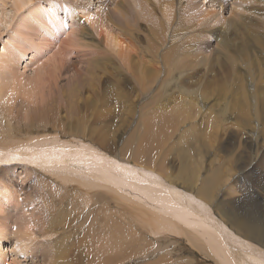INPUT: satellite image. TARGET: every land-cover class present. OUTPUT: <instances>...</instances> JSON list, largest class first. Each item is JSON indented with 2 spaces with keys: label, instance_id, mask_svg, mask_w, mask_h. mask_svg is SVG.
I'll return each mask as SVG.
<instances>
[{
  "label": "bare ground",
  "instance_id": "obj_1",
  "mask_svg": "<svg viewBox=\"0 0 264 264\" xmlns=\"http://www.w3.org/2000/svg\"><path fill=\"white\" fill-rule=\"evenodd\" d=\"M3 1L4 0H0V3ZM7 1L10 3L11 11L13 15L9 16L10 17L9 21L7 18V21L9 22V24L6 28H10L11 24L13 23L14 18L17 16V13L23 9L24 5L28 4L31 1L35 3V0H7ZM7 1H4L2 4L7 3ZM44 2L45 1L40 0V3H44ZM105 2H108L106 6H102L104 5V3H96L97 8H99L97 11H92L91 10L92 8L81 7L80 9L82 10L83 15H80L78 12H76V10L72 8V5L70 3H63L62 1L58 2L57 4L62 3L61 8L63 9V12L65 11L64 14L62 15L63 20H69L67 21L65 30L62 29L63 33L65 34L68 33V35H71V36H69L68 40H64L63 47L65 48L63 47L62 48L60 47L61 49H59V47L58 49L55 48L57 50L46 58L47 61L44 63V65L42 64L43 66L41 68L39 67L38 70H35L34 72L35 75L32 78L31 77H29V79L27 78L25 81H21L22 78L16 77V73L12 71L13 69L12 63L15 64V61H17L18 59V58H15L18 56L17 52L18 51L21 52L22 48H24L28 44L32 45L33 47L32 49L34 51L35 50L40 51L41 48L39 50L38 44L32 41V37L30 35L24 36L22 38L20 37V39L19 37H17L18 39L16 40L15 38L16 35L14 34L15 32H18V30L15 29L13 30V33H9L8 37H6L4 41H2L1 48H0V70L2 69L9 70V73H10L9 83H12L11 85L8 86V90H9V95L7 94L8 98L10 99V97L13 96L14 93L17 91L16 85H18L19 83H29L27 84V86L21 84L24 88H22L21 90H18V92L23 94L25 98H29L31 100L35 91H37L39 88L44 87L45 83L49 82L50 77L55 75L53 80L56 81L58 78L57 76L58 75L60 76V74L62 73L60 71L61 68L63 69V67L64 68L68 67L66 66L68 65V61L65 64V66L62 67V64L64 63V61L61 60V58H65L64 56L69 55V54H74V53L78 54V52L74 50V46L88 49V53L86 54L88 56H90V54H95V53H100L103 55L104 51L102 50H106L103 47L110 49L112 52L109 50H106V51L112 54L114 57L116 55V60L118 63L117 69L119 71L120 69H122L123 73L126 71L132 74L131 83H127L126 85H130V84H131L130 86H134L135 84L138 85V89H140L138 93H140V95H141V91L150 89L151 84L153 83H158V84L161 83L160 85H162V83H167L169 86L172 85L171 82L180 83L181 71H183L184 69L187 70L188 68H189V71L194 70L193 65L195 67V65L197 64L199 65L202 64V65H205L206 67V70L204 73L205 82L209 80V74H210L209 70L212 69V66L219 65V67H225L226 65V68L228 69V72L226 74L228 75L229 73H231L232 77H235L233 78L234 79L233 81L236 80V83H237V80H238V83H239V78H238L239 75L232 73L235 71L233 66L236 65V61L231 60V58L234 57L233 56L235 54L234 52L236 53L241 52L242 46H244L243 43L246 40L249 41V43L244 48L243 54L246 53L247 50H251V49L255 50L253 52L259 55L258 56L259 60L256 61L255 58H252V62H251L252 67H257V71L261 67L264 68V0H230V1L212 0L208 3L209 5L205 6V9L203 10H199L200 8L197 9V5H198L197 0H187L186 6H184L185 4L181 5V2L185 3V0L181 2L179 0H156L157 4H155L152 0H105ZM201 3H204V2L201 1ZM44 5H46V3ZM51 8L52 6H48V7L46 6L44 8L33 7L31 11L29 12L30 15L28 14L27 16V14H25L23 16L22 14L19 18H17L19 20L15 21L16 28H20L21 25H23L22 26L23 28H20L21 30L29 29L32 31L34 26L38 27V25L42 26V24L44 25L45 28H47L48 26L50 27V25L47 23L49 16L53 18L55 28H58V27L60 28L63 25V20H60L59 17L57 16L58 11L51 9ZM44 9L46 11H44ZM218 9L221 10V12ZM226 10H229L230 12L229 14L230 16L228 17L222 14V12ZM1 13H2V10L0 9V23H2L3 20L6 21V18H3L1 16ZM43 15L45 16L44 19L42 18ZM82 17H83V20L85 19L89 24L87 25L84 24L83 26H82V22L77 24L78 21L82 20ZM218 23H220V25H218ZM30 24L31 25L34 24V26L33 27L29 26ZM142 30H143V33H140ZM207 30H211V31H209L208 33ZM212 32L217 34V37H219V38H215L216 36H214V40L212 39L214 42L215 41L217 42L216 46L214 44V47H215L214 50L215 52H218V53L214 52L215 54L213 53L211 56L208 55L206 57L204 56L203 50L200 47L199 43L202 41L204 42L203 38H206L205 34L208 33L209 34L207 35L208 37V36H211ZM1 33L4 34L3 30H0V38L2 35ZM93 35H95V37H93ZM57 36H59L57 33H53V35L51 36L52 40L54 39V37H57ZM25 39H27L26 42H25ZM141 39H143L145 43H143ZM12 42L16 44L11 47ZM172 42L174 43L172 45H169ZM206 42L204 43L207 44L208 42L207 43ZM47 43L50 44V42H46L45 44ZM66 46L68 50H66ZM69 49H71V51H69ZM86 49H84V51ZM15 50H17V52H13ZM13 53L14 54L16 53V56ZM260 53L262 55H260ZM9 54L12 56H10ZM226 55H227V60L230 59L229 63L224 58V56ZM251 55L253 56L254 54L251 53ZM22 56L20 57L22 58ZM193 57L198 58L197 63L195 64H192V62L194 61ZM105 59H108V58H103V60ZM97 61L98 60L96 59L95 56H92L89 59V61H86L87 69L85 70L86 75L84 76L86 77V79L89 78L88 82L98 83L99 81L100 77L99 75L96 76V74L102 70V66L99 64H96ZM72 62H74L73 59H72ZM109 63H110L111 68L112 67L114 68V64L111 62V60L109 61ZM70 65L71 64H69V67ZM103 65L106 66L107 64L103 63ZM69 67L67 68L68 69L67 72H69ZM230 67H231V70H230ZM213 72L214 71L212 70V73ZM220 72L224 73L221 70ZM3 73L5 74L4 71ZM164 73H166L168 77H164ZM43 74H46V75H43ZM118 74L120 75V73ZM218 77L220 78V76ZM258 77H259L258 85L260 83H264L262 82V79L264 78L260 76ZM241 81L242 80H240V82ZM214 82L212 84H214ZM251 82L253 81L251 80ZM66 83H70V84L67 88L63 90V93H62L63 99L61 100V102H58V103H55V105H52V106H55V108L53 109L48 110L45 108L46 106L40 108V107H31L30 104H21L20 106H17L19 108H16V110H14L12 106H8V107H5L6 108L5 113H0V122L3 119L6 122V127L4 129H0V138H2L3 140L6 137H8V135L12 136L9 138L20 139L17 137L18 136L17 134H14V131H13L14 126L12 125V122H14V118H15L16 123L19 125L18 132L20 133L25 132L21 130V124L23 122H25L24 127L26 130V133L24 134V137L26 138V140L22 141L23 143H20V141L5 143L3 142V140H0V164L1 163L8 164V163H14V162L15 163L16 162H28V163L38 164L40 167H42L43 165H48L49 167H51L56 162L63 163L64 167H66L67 170L64 171L61 175L58 174V176H60L62 182H64L65 184L69 183V185H67V187H65L64 189H69L71 190V193L74 194L73 197L71 196L69 197V199L72 200V205L74 209H76L75 206H77V208L79 207L80 209L82 208L83 210L85 205L87 204L86 202H88V200L91 198L93 202L90 206V210H94L93 213L94 212L99 213L101 212V210L103 211L105 210V208H109L111 202H108V201L110 199L111 200L113 199L116 202L120 198L124 202L127 201L126 197L119 194L112 187H109L111 188L110 190L112 191V193L111 192L105 193L104 191H99L98 188L100 186H103L102 184L103 182L101 180H104V181L106 180V177L104 176V174L115 176L119 180L120 178L126 180L127 187H124V188L132 189L133 191L135 189L131 187L132 184L129 183L130 181H139L142 184L146 182L147 186H149L148 183L151 185H155L159 187L160 192L162 191L166 196V200L163 202V204L166 205L167 203V205L170 204L176 207V215L172 214L174 215L173 217L175 219H177L180 222L182 220L181 223L185 224L184 221L186 218H188V215H189L190 217H194L195 220L198 221V223L196 222L197 224L196 223L195 224L196 225L199 224L200 226L198 225L199 228L196 232V235L194 236V239L198 238V241L199 239L201 241V237L206 238L208 244L210 245L209 246L210 249L208 250L213 252L211 254H214L216 258L219 259L217 264L222 263L221 257L225 255L226 257L229 258L228 264H264V213H263L264 204L261 205L259 203H256L257 205L255 206V205H252L250 201L247 199L248 200V206H247L245 205L247 202L242 203L240 199L234 196V194L231 192L233 191V188H231V191L229 189L230 192H226L225 197L220 202H218L220 208L217 209V207H215V209H213V202L207 201L205 198V195H206L205 190H207V188H205L202 185L209 184L208 185L209 190L212 191V193H215L221 188V186H225V181L222 179V176H226V175L221 174L219 169L215 172H212L207 180L202 181L200 184H198L196 188H194L196 191V193H194V191L192 190L193 188H191L192 185H190V183L182 184L184 180H182V182H179L176 179L172 178L170 171L166 169V164H165L166 159L164 158H166L168 151L164 155L161 154L162 156L156 153L157 149H161L162 146L166 148L169 142L168 140H170L171 137L174 135L173 133L177 131V126L178 125L181 126V124H183L182 122L187 121L189 124L188 128L190 127V131L191 130L196 131L197 134H198L199 129H203V127L200 128L202 124L201 123L197 124V121L195 119L196 114H195L194 106L195 104L197 105L198 103H200L201 97L205 96L203 100V104L206 103L205 102L206 100H209L210 97L207 91V88L209 86L207 85L208 83L205 85V88L203 89L204 91H202V89L193 90L194 92V94H192L193 96L190 95L189 93H186V95L191 96L190 103H187L186 101H184L183 99L185 97H183L182 95L175 96L176 102L178 104L173 102L170 98H168V100L164 102L165 98L157 97V98H154V100L152 99L151 102H148L146 104L147 106H144L142 109L138 110V111H141V110L143 111L141 115H138V113L136 114L135 113L136 109H134L135 107H132L131 104L128 103V106H126L122 110V112L124 113L123 120L126 121L128 120V118L130 120L133 117L134 118L132 120H134L137 117V120H135L137 123L136 128H139V130L132 138H125V139H123L122 134H120L121 132L119 133L120 135H118L116 134V130L113 129V131H110L109 129L110 126H108L107 123H104L103 118H102L104 117V119L105 118L109 119L108 117L110 115H112V117L116 116L115 112L113 113V111H111L112 110L111 108L112 106L114 110L115 108H117V102L120 99V95L117 92V86H118V83H121V82H118L117 84L115 83L113 85H112V82H111V85L108 84L107 92L112 96V99H110V101L107 102V99L110 96L107 98L105 97L106 100L95 97V101H98L99 103H103L104 107L107 105V103L110 104L111 106L109 108V111H104V110L98 111L97 110L98 104H96L95 101L93 103V101H91L93 100V98H91L89 95L83 96V97L82 96L79 97L75 95L74 93L75 91H79L82 93V89L77 88L75 85H71V83H80V81L78 80L74 82L67 81ZM167 84L165 86H167ZM243 85H245V83L244 84L239 83L236 86L234 85L235 89L233 91L238 90L239 93H238V97L234 96L233 99L227 98L228 97L227 93L230 90L227 89V87L225 86V83L220 82L217 85L215 84V86L213 85L214 87L212 88L213 90L217 91L216 93L218 97L221 96V99L224 98V102H221L222 104L220 103L218 104L219 107L221 108L220 111L224 112L223 116H221V118H218V122L225 123V124L228 123L230 126L233 127L234 123L229 121L230 118L229 117L224 118V117H227L226 116L227 111L225 108L228 107L229 109H231V111L233 110L234 112H237L234 115L235 118L237 119L236 121L238 122L237 126L240 129L243 128V130H246V132L244 133H248L249 131H258L260 133H263V142H264L263 128H258V127L255 128V125L257 124L258 121L262 123L264 127V92L262 93V91L264 90L262 89V87H260L259 89L260 90L262 89V91L256 90L257 91L256 95L253 94L254 93L253 92L252 94H250V97H251L250 99L248 95L249 93L247 94V91L246 93L244 92L243 88L245 86ZM256 85L257 84H255V87ZM111 87H113V90L114 89L116 90L109 92ZM4 88L0 87V94L5 93ZM170 89H172V87H170ZM164 91H165V88H164ZM89 92H92V87H91V90L88 91V93ZM123 95L124 94H122V96ZM243 96L245 97L244 99H246V100L243 99L244 101L242 100ZM115 97H117L118 99L114 100ZM144 97L145 96L142 94L141 100L138 98L135 101V105L137 104V106H139V103H141L142 98ZM9 99H7V102H5V104L6 103L9 104L8 101H11V99L10 100ZM160 99H161L162 106L157 104L158 100ZM30 100H28L27 102H29ZM102 100H104L105 102L104 101L102 102ZM251 100L253 104H251ZM88 102H90V104ZM167 102H170V104H167ZM113 103L114 105H112ZM203 104H200V106H202ZM167 105L169 107H167ZM47 106H50V105H47ZM62 106L65 109H67V112L63 115H60L55 111L58 110L59 108H62ZM79 106L88 108L90 114L80 113ZM154 106H156V108L160 110V113L156 111L157 109H154ZM52 110H54L53 114L51 113ZM198 110H201V108H199ZM209 110H211V106H210V109H208V111ZM118 112H119V109H118ZM5 115H8V116H5ZM131 115L132 116L134 115V116L132 117ZM209 115H210L209 112H207V114L206 113L202 114V118L204 117L206 125L208 124ZM212 117L213 119L216 118L214 114ZM89 119L90 120L92 119V122L94 123L93 126H91L92 124H89L90 123ZM247 120L251 121L249 125L246 124ZM212 123H213V120H212ZM240 123H242L246 127H243V125ZM215 125H218V124H215ZM207 126L205 127L206 130L205 129H204L205 131L203 130L204 132H207V134L205 135H208L209 134L208 129L210 128V132H211V128H212V127H207ZM111 129H112V126H111ZM167 130H169L170 132H167ZM222 130L225 131L224 134L226 135L228 134L230 138L233 137L232 133L226 132L227 130H229V127H224ZM50 131H53L57 134L60 133L59 134L60 137H66V136H74L78 138L80 137L83 142H87V143L89 142L92 145H84V143L81 142L80 145H75V146L73 145L68 146L64 144H55V143H53L50 146H47L46 144H40V145L35 146L32 144L33 139H30L29 141L27 140V136L30 133L50 132ZM133 131H131L130 133L131 136L133 135ZM187 131L188 130H185L184 132L186 133ZM113 134H114V137L115 135L118 137L117 141L113 140L112 138ZM226 135H225L224 140H226L227 144H220L219 145L221 147L220 150L221 151H224V150L238 151L240 141L236 138L234 140L232 139L229 140L228 136ZM198 138H199V135H198ZM119 139H121V141H119ZM20 140H22V138ZM206 143H207V140H206ZM132 144H133V147H131ZM250 144H251L250 141H248V143L245 142L246 146H249ZM96 145L101 146V148H99ZM134 145L136 146L135 148H134ZM152 151H154L153 152L154 154H152ZM241 152L239 154L232 153L229 155V158H230L229 161L232 163L231 164L232 169L233 167H236V165L234 164L238 163L239 158H242V156L244 155H247V158L243 160V162L247 164L246 166L248 165L250 166L249 150L246 148L242 152V154ZM235 155H238V156H235ZM259 156L260 157L258 159V163L254 165L253 170L258 168L257 172L259 170L261 171L260 173L261 176L256 177V182H257L259 189L262 190L261 192L262 195H264V152L259 153ZM87 165L99 166L100 172L94 173V175H91V176L86 175L84 177L85 179L76 177L75 175L77 174V172L83 175L89 170V167ZM246 166H244V169ZM42 168L46 169L47 167H42ZM247 169L248 168H246V170ZM198 170L196 171L195 169L189 170L191 175H188V177L191 179L192 182L196 181L195 177H196V173ZM22 176H25V175H22ZM244 177H245V174L242 176V178ZM41 182L45 185H49L48 181L44 180L43 178ZM75 182H77L78 184H75ZM105 183H107V181ZM6 184L7 183H3L0 181V187L3 190L5 189L4 191H1L2 189L0 188L1 189L0 190V211L1 210L3 211V207L6 204L10 202L15 203L16 197H17L16 195H18L16 191L13 192L14 191L13 189L11 191L8 190L10 186L8 188H4L3 186ZM55 188L64 191V189H62L61 187H58V185L56 187V184L54 185V189ZM141 189L143 188L141 187L140 190ZM235 189L234 191L236 192L237 190ZM256 189L259 190L258 188ZM214 190H217V191L213 192ZM56 191L57 190L55 189V192ZM127 192L128 191H126V194L129 195V193ZM134 192L136 193V191ZM60 193H63V192H60ZM57 195H59V193L55 194L56 197ZM130 195H131V192H130ZM46 196L47 195H45L44 197ZM56 197H53V198L51 197V201L53 199L54 203H51L48 200L49 199L48 196L46 197L47 198L45 200L47 202V204L45 205L46 214L41 215V217L45 216L44 219H47L48 220L47 222H49V224L45 225L44 223L43 224L44 226L42 225L40 228H38L37 233L41 234V236L44 234H47L46 232L48 231L59 230V228L57 227V224H58L57 223V213H55L56 211L54 210V205L55 207H57L56 201H58L59 199L63 200L64 198H62L63 196L59 198L58 197L56 198ZM156 197L158 198V196ZM132 198L139 199V197H136V196L134 197L132 196ZM138 199H135V200H138ZM226 199H228L229 201ZM141 200L143 199L141 198ZM41 201H42V198H41ZM31 203H33V201ZM143 204L145 203L143 202ZM153 204L154 203H152V206ZM128 205H130L131 209H133V207L137 209V206H135V203L133 202H131V204L128 203ZM152 206L150 205V207ZM153 208L156 210V207H153ZM169 209L167 208V210ZM138 211L140 212V208ZM85 212L87 213V210ZM216 213L218 214L217 217L215 216ZM2 214L3 213H0V215ZM144 215H148V218L144 216L146 218L143 220L144 224L148 226L149 229H152L154 227L157 228V229L155 228L152 230L154 233L155 231L157 232L159 229L161 232H167V235H168V232L175 233L177 231L176 234H180L183 232L184 228L182 224L177 222L175 219L170 220L168 217L167 218L163 217L164 214L160 215L159 212L155 213L154 211L153 213V212H150L149 210V212L148 211L144 212ZM89 219L90 218L88 217V220ZM151 220H153L155 223L154 227H152V224L149 222ZM190 220H192V218ZM31 222H24V224L22 223L21 224L23 225V227H25V231L28 232V237L30 236V239L28 238L31 241L30 243H33L31 238L34 239L35 237V239L37 240L38 237L40 236L36 234L35 236H33L34 227H31ZM106 222L114 223V221H110L109 219H107ZM4 224L6 225V223ZM95 224L92 226L95 227L96 226ZM100 224H101L100 226L102 227L103 225L101 222ZM206 225H208L209 227ZM76 226L74 227V230L71 231L69 235L71 237L69 238V240H66L67 237L63 235L61 231H59L56 237L53 235L47 234V236L49 235L51 236V238L48 241H46V243L49 244V250H46L43 253H41L43 258L39 264H78L77 255L79 254L80 251L79 252L72 251V248H73L72 244L74 245L75 239L78 237H81L86 240V244H88L90 248L89 252L91 253V255H94L93 257L96 259V261L91 264H97V263L116 264L118 252L119 254H121L122 262L126 258H128L127 254L123 252L124 250L134 252L133 247L130 246V244L132 243L131 240H129L130 238L126 239L128 237L127 230H125V228L122 227V225L121 227L115 225V228H109V232H108L109 235L108 236L106 235L108 238L103 239L105 241L108 239L109 242L106 241L103 243V241L99 239L101 242L99 241L100 243L96 245L94 249H93V246L95 245L94 239L96 237L97 230H92V229L88 230L86 229L87 228L86 227L85 228L86 230L84 229L83 235H80L78 234V230H77L78 228ZM92 226L91 228H93ZM82 228H84V226H82ZM126 228L129 229L131 228V226L126 227ZM15 231H16V228H15ZM18 232L20 233V231ZM135 232L139 233V231H136V230ZM10 233L11 232L7 229V227H4L3 224L0 223V264H10V263L12 264V262L10 261L7 262L6 260L7 250L5 251L4 249V246H5L4 240H7V237L9 238ZM76 233L78 236L76 235ZM139 234L143 236L146 233L141 232ZM139 234L133 237V238H136L137 240L134 241L132 239L135 244H139ZM102 235L104 234L102 233ZM67 236H68V233H67ZM90 238L93 240V245L90 244L89 242ZM85 240L83 241L82 239H79L78 243L82 245L85 243ZM111 240L113 242L118 241L119 246H116L114 243H112ZM127 240H129V244H126ZM21 241H27V240H21ZM27 242L26 244L30 245ZM37 242H40V241L37 240ZM60 242H64L62 247L60 245ZM140 242L146 243V240L141 239ZM36 244L37 243L31 244L33 246L30 247V249H28L29 246L27 245L23 246L21 248V251L18 252V254L27 256L26 258L28 257L31 258L34 251H36L38 248L36 247ZM103 246H107V249L105 250ZM123 246H126V247L123 248ZM239 249L246 250V251L243 252V251H240ZM135 254L138 257V253L135 252ZM168 256L170 258L169 253H168ZM172 259H174V257ZM186 259L187 258H183V261L179 259V261L187 263ZM155 261H157V264H158V259ZM154 263L156 264V262ZM13 264H21V263L17 262Z\"/></svg>",
  "mask_w": 264,
  "mask_h": 264
},
{
  "label": "rangeland",
  "instance_id": "obj_2",
  "mask_svg": "<svg viewBox=\"0 0 264 264\" xmlns=\"http://www.w3.org/2000/svg\"><path fill=\"white\" fill-rule=\"evenodd\" d=\"M4 1H7V0H4ZM42 1H45V2L44 3H40V0H35V3L33 1H31L28 4L24 5L23 9L17 13V16L14 18L13 23L11 24L10 28H6L8 26V24H9V22H8L10 20L9 16L13 15V13L11 11L10 3L8 1H7V3H4V4H2L3 2L0 3V9L2 10L1 16L3 18H6V21L3 20L2 23H0V30H3V32H4V34L1 33L3 36L1 35V38H0V48H1L2 41H4L6 39V37H8L9 33H13V30H15V29L18 30V32L14 31L15 32L14 35H16L15 36L16 40L18 39L17 37H19V39H20V37L22 38L24 36L30 35L32 37V41H34L36 44H38L39 50L41 48L40 51H37V50L34 51L32 49L33 48L32 45L28 44L27 46L22 48L21 52H19V51L17 52V50L13 51V52H17V55L19 57L18 56L15 57V58H18V59H17V61H15V64L12 63L13 64L12 71L14 73H16V77H18V78L21 77L22 78L21 81H25L27 78L29 79V77L32 78L35 75L34 74L35 70H38L39 67L41 68L44 65V63L47 61L46 58L49 55L53 54L58 49V47H59V49H61L64 46V40H68L69 36H71V35H68V33H66V34L63 33L62 29L65 30V26L67 25V21H69V20H63L62 15L64 14L65 11L63 12V9L61 8L62 3L57 4L58 2L62 1L63 3H70L72 5V8L74 10H76V12H78L80 15H83L82 14V10L80 9L81 7L92 8L91 9L92 11H97L99 8H97L96 3H104V5H102V6H106V4L108 3V2H105V0H101V1L100 0H84L85 2L83 0H42ZM152 1L155 4H157L156 0H152ZM179 1L181 2L183 0H179ZM186 1L187 0H185V3L181 2V5L185 4L184 6H186ZM201 1L204 2V3H201ZM210 1H212V0H197V4H198L197 5V9L198 8H200L199 10L205 9V6L209 5L208 3ZM228 1H230V0H228ZM45 3H46V5H44ZM251 3H253V2H251ZM46 6L47 7L48 6H52L51 9H54V10L58 11L57 12V16L59 17L60 20H63V25L60 28L59 27L55 28V24H54L53 18L51 16H49L48 20H47V23L50 25V27L48 26L47 28H45L43 24H42V26L38 25V27H36V26H34V24L33 25L30 24L29 26H32V27L34 26L32 31L29 30V29L21 30L20 28H23L22 27L23 25H21L20 28H16L15 21L19 20L17 18H19L22 14H23V16L25 14H27V16H28L29 12L31 11V9L33 7L44 8ZM44 11H46V10L44 9ZM219 11L221 12V10H219ZM222 14L224 16H226V17L230 16L229 15L230 14L229 10L223 11ZM44 17L45 16L43 15L42 18L44 19ZM7 18H8V21H7ZM80 22H82V26L84 24H86V25L89 24L85 19L83 20V17H82V20L77 22V24H79ZM218 25H220V23H218ZM207 31L209 33V31H211V30H207ZM53 33H57L59 36L54 37V39L52 40L51 36L53 35ZM140 33H143V30ZM208 33L205 34L206 38H203L204 42L207 41L208 43L206 42L207 44H205L203 41L199 43L200 47L203 50L204 56H206V57L208 55L211 56L215 52L214 44L216 46L217 42L213 41L214 40V36H216L215 38H219V37H217V34L212 32L211 33L212 37L208 36L209 38L211 37L209 39L207 37V35H209ZM93 37H95V35H93ZM26 41H27V39H25V42ZM42 41H44V42H42ZM141 41L143 43H145V41L143 39H141ZM46 42H50V44L49 43L45 44ZM173 43L174 42L170 43L169 45H172ZM248 43H249V41H247V40L244 41V43H243L244 46H242L241 52H239V53L234 52L235 53V54L233 53L234 57L231 58V60H235L236 61V65L233 66L235 71L232 72V73H235V74L239 75V77L237 76L239 78V83H241V84L245 83V85H243V86H245L243 88V90H244L245 93H246V91H247V94L249 93L248 95H249V98L251 99L250 94H252L254 92L253 94L256 95L257 91H262V89L264 90V87H263L264 83H260L258 85V83H259V81H258L259 77L258 76L264 78V74H262V73H264V68L261 67L257 71V67H252V64H251L252 58H255L256 61L259 60V57H258L259 55H257L255 52H253L255 50H253V49L247 50L246 53L243 54V50H244V48L246 47V45ZM15 44H14V42H12L11 47L14 46ZM55 44H57V45H55ZM61 44H62V46H61ZM204 45H206V46H204ZM55 48H57V49H55ZM63 48H65V47H63ZM78 48H80V47L74 46V50H76L78 52V54L77 53L76 54L75 53L74 54H69V55H65L64 56L65 58H61V60L64 61V63L62 64V67L65 66L67 61H68V65H66V66L69 67V64H71L70 67H69V72H67L68 71V69H67L68 67H66V68L63 67V69L61 68L60 71L62 73L60 74V76L59 75L57 76L58 77L57 80L56 81L53 80L55 75L50 77L49 78V82L45 83L44 87L39 88L37 91H35V93H34V95H33L31 100L29 98H25L23 96V94L18 92V90H21L22 88H24L21 84L27 86V84H29V83H19L18 85H16L17 86V91L14 93L13 96L10 97L11 101H8L9 104H7V103L5 104V102H7V99H9L8 96H7V94L9 95L8 86L11 85L12 83H9V79H10L9 70L8 69L0 70V73H1L0 74V87H2V88L5 87L4 88L5 89L4 90L5 93L4 94H0V113H5V111H6L5 107L12 106V108L14 110H16V108H19L17 106H20L21 104H30L31 107H40V108L46 106L45 108L48 109V110L49 109H53V108H55V106H52V105H55V103L61 102V100L63 99V97H62L63 90L65 88H67L69 86V84H70V83H66V82L67 81L74 82L76 80L80 81V83H71V85H75L77 88H81L82 89V93L79 92V91H75L74 92L76 96H79V97L82 96L83 97V96H88L89 95L91 98H93V100H91V101H93V103L95 101V97L106 100V98L110 96L107 99V102H108V101H110V99H112V96L107 92L108 84L111 85V82H112V85H113L115 83L117 84L118 82H121V83H118V86H117V92L120 95V99L117 102V108H115V110L113 109V106L111 108L112 109L111 111H113V113L115 112L116 116L112 117V115H110L108 117L109 119H107V118L104 119V117H102V118H103L104 123H107L108 126H110L109 127L110 131H113V129L116 130V134H118V135L122 134L123 139L132 138L138 132L139 128H136V124L137 123H136L135 120H137V117L134 120H132L134 118L133 117L134 115L133 116L131 115L133 118L130 119V120H129V118L126 121L123 120L124 113L122 112V110L126 106H128V103L131 104L132 107H135L134 108V109H136L135 113L136 114L138 113V115H141L143 113L142 110L141 111H138V110L142 109L144 106H147L146 104L148 102H151L152 99L154 100V98H157V97L165 98L164 102H166V100H168V98H170L173 102L177 103L176 99H175V96L176 95H182L183 97H185L183 100L186 101L187 103H190L191 102L190 101L191 96L186 95V93H189L190 95H192V94H194L193 90H201L202 89V91H204L203 89L205 88V85L208 83L207 85H209L208 86L209 89L207 88V91H208V93H209L208 95L210 97L209 100H206L205 101L206 103L203 104V100H204L205 96L201 97L200 103H198L197 105L195 104V106H194V110H195V114H196L195 119L197 121V124L198 123L202 124L200 128L203 127V129H199L198 130V134H197L196 131H192V130L190 131V127L188 128L189 124H188L187 121L182 122L183 124H181V126H179V125L177 126V131L173 133L174 135L171 137L170 140H168L169 142L167 141L168 144H167L166 148H164L162 146L161 149H157L156 153L158 155L159 154L160 155L161 154L164 155L168 151V153L166 155V158L163 157L164 159H166V161H165L166 169L170 171V174H171L172 178L176 179L179 182H182V180H184L182 182V184L190 183V185H192L191 188H193L192 190L194 191V193H196L194 188H196L198 186V184H200L202 181L207 180L212 172H215V171H217L219 169L221 174L226 175V176H222V179L225 181V186H221V188L218 191L214 190L213 192L217 191L215 193H212V191L209 190V186H208L209 184L202 185L205 188H207V190H205V193H206L205 198H206L207 201H212L213 202V209H215V207H217V209L220 208L218 202H220L225 197V195H226L225 193L226 192H230L231 191V188H233V191H231V192L234 194V196L237 197L238 199H240L242 203H246L247 202L245 204L247 206H248V200L250 201V203L252 205H255V206L257 205L256 203H259L261 205L264 204V195H262V193H261L262 190L259 189V187L257 185V182H256V177L257 176H261L260 175L261 171L259 170L257 172L258 168L253 170L254 165H256L258 163V159L260 157L259 153H263L264 152L263 133H260L258 131H249L248 133H244V132H246V130H243V128L240 129L237 126L238 122L236 121L237 119L234 116L237 112H234L233 110H232L233 111L232 112L231 109H229L228 107L225 108L226 111H227V114H226L227 117H224V118H228L229 117L230 120L229 119L228 120L234 123L233 127L230 126L228 123L225 124V123L218 122V118H221V116H223V114H224L223 111H220L221 108L219 107L218 104L219 103L222 104L221 102H224V98H222L223 99L222 100L221 96L218 97V95L216 93L217 91L213 90L212 87H214L215 84L217 85L220 82L221 83H225V86L227 87V89L230 90L227 93L228 94V97H227L228 99H233L234 96L238 97V93H239L238 90L233 91L235 89V86L237 84H239V83H238V80H237V83H236V80L233 81L234 80L233 78H235V77H232L231 73H229L228 75L226 74L228 72V69L226 68V65H225V67H219V65L212 66V69L209 70L210 74H212V75L209 74V80H207L206 82L204 80V73H205V70H206L205 65L197 64V65H195V67L193 65L194 70H190V71H189V68L187 69L188 71L186 69H184V70L182 69L183 70V71H181V81L183 80L182 82L181 81H180V83L171 82L172 85H170V86L167 83H162V85H160L161 83H159V84L158 83L151 84L150 89L145 90V91H141V95L143 94L145 97L142 98L141 103H139V106H137V104L135 105V101L138 98L141 100V95H140V93H138L140 91V89H138V85H136V84L134 86H130L131 84L130 85H126L127 83H131L132 74H130L129 72H126V71L123 73L122 69H120L121 72L117 69L118 63H117V60H116V55L114 57L112 54H110V53H108L106 51V50L111 51L110 49L103 47L104 49H106V50H102V51H104L103 52L104 56L102 54H100V53L90 54V56H88V55H86L88 53V49H86V48L78 49ZM84 49H86V50L84 51ZM66 50H68L67 46H66ZM69 51H71V49H69ZM215 53H218V52H215ZM251 53L254 54V55L252 56ZM19 54H21V55H19ZM14 55L16 56V53ZM260 55H262V54L260 53ZM10 56H12V55H10ZM20 56H22V58ZM92 56H95L96 59L98 60L97 61L98 63L96 62V64H99V65L102 66V70L99 73L96 74V76L99 75V77H100L98 83L88 82L89 78L86 79V77L84 76V75H86L85 70L87 69L86 61H89V59ZM180 56H182V55H180ZM103 58H108V59L103 60ZM224 58L229 63L230 59L227 60V55L224 56ZM72 59L74 60V62H72ZM193 59H194V61L192 62V64L197 63V59L198 58L197 57H193ZM110 60L114 64V68L113 67L111 68L110 63H109ZM18 61H20V62H18ZM103 63H105L107 65L104 66ZM257 66H258V64H257ZM201 67H202V69H201ZM241 67H242V69H241ZM212 70L214 71L213 73H215V74L212 73ZM220 70L222 72H224V73H221ZM230 70H231V67H230ZM3 71L5 72V74L3 73ZM118 73H120V75ZM256 73L258 74V76H257ZM5 75H7V76H5ZM43 75H46V74H43ZM213 75H215V76H213ZM158 76H159V74H158ZM212 76L214 77V79H213ZM218 76H220V78ZM227 76H229V77H227ZM5 77H6V79H5ZM119 77H121V78H119ZM164 77H168L166 73H164ZM215 77H216V79H215ZM214 80H215V82H214ZM240 80H242V81L240 82ZM251 80L253 82H251ZM198 81H199V83H198ZM213 82H214V84H212ZM262 82H264V79H262ZM253 83L257 84L256 87H255V84H253ZM166 84H167V86H165ZM6 87H7V89H6ZM91 87H92V92L88 93V91L91 90ZM170 87H172V89H170ZM260 87H262L261 90L259 89ZM164 88H165V91H164ZM114 90H116V89H114ZM114 90H113V87H111L109 92H112ZM263 92L264 91H262V93ZM205 93H206V91H205ZM122 94H124V95L122 96ZM166 97H167V99H166ZM244 98L245 97L243 96L242 100ZM116 99H118V98L115 97L114 100H116ZM28 100H30V101L27 102ZM244 100H246V99H244ZM103 101L104 100H102V102ZM95 102H96V104H98L97 105V110L98 111H100V110L109 111V108L111 106L110 104L107 103V105L104 107L103 103H99L98 101H95ZM88 103L90 104V102H88ZM157 104L162 106L161 99L158 100ZM167 104H170V102H167ZM200 104H203L202 105L203 107L200 106ZM251 104H253L252 100H251ZM47 105H50V106H47ZM112 105H114V103ZM210 106H211V110L213 109L212 111L211 110L208 111V109H210ZM167 107H169V106L167 105ZM199 108H201V110H198ZM118 109H119V112H118ZM154 109H157L156 106H154ZM79 111H80V113H89L90 114L89 109L86 108V107H83V106H79ZM156 111H158V113H160V110L157 109ZM53 112H54V110L51 111L52 114H53ZM55 112H57L60 115H63V114H65L67 112V109H65L62 106V108H59ZM207 112H209V114H210L208 116V124H207L208 126L205 124L204 117L202 118V114H205V113L207 114ZM8 113H9V111H8ZM213 114L216 117L215 119H213V117H212ZM5 116H8V115H5ZM111 120H112V122L114 121L113 122L114 125L111 122ZM212 120H213L214 125L212 123ZM89 122L88 123L92 124L91 126H93L94 123L92 122V119L91 120L89 119ZM33 123H35V122H33ZM110 123H112V124H110ZM250 123H251V121L247 120L246 124L249 125ZM24 124H25V122H23L21 124V130L25 131V132L20 133V132H18L19 125L16 123L15 118H14V122H12V125L14 126V129H13L14 134H17L18 135L17 137L20 138V139L22 138V140L9 138V137H12V136H9V135L4 140L2 138H0V140H3V142H5V143L17 142V141H20V143H23L22 141L26 140V138L24 137V134L26 133ZM204 124L207 127H212L211 128V132H210V128L208 129V131H209L208 135L209 136L205 135V134H207V132H204L206 130V128H205L206 126ZM215 124H218V125L220 124L221 126L220 125L218 126V125H215ZM240 124H242V123H240ZM111 126H112V129H111ZM5 127H6V122L3 119L0 122V129H4ZM224 127H229V130H227L226 132L232 133L233 134L232 138H230V136L228 134L227 135L224 134L225 131L222 130ZM243 127H246V126L243 125ZM257 127L258 128H263V130H264L263 124L260 123L259 121L255 125V128H257ZM185 130H188V131L185 133L184 132ZM131 131H133V135L132 136L130 134ZM201 131H203V132H201ZM167 132H170V131L167 130ZM59 134L60 133L57 134V133H55L53 131H50V132H38V133L34 132V133H30L27 136V140L29 141L30 139H33L32 140V144L35 145V146L40 145V144H46L47 146H50L53 143H55V144H64V145H68V146H70V145L75 146V145H80V143L83 142L80 137L79 138L78 137H74V136L60 137ZM198 135H199V138H198ZM225 135L228 136L229 140L230 139L234 140L236 138V139H238L240 141L238 151H235V150H231V151L224 150V151H221L220 150L221 149V147L219 146L220 144H227L226 140H224L225 139ZM218 136H220V137H218ZM222 136H223V138H222ZM112 138H113L114 141H117V139H118V137L116 135L114 137V134H113ZM203 138H205L207 140V143H206V140L203 139ZM218 138H219V140H218ZM211 139H212V141H211ZM119 141H121V139H119ZM248 141H250L251 144L249 146H246L245 142L248 143ZM58 142H60V143H58ZM83 143H84V145H92L89 142L88 143L87 142H83ZM135 145H136V143H135ZM135 145H134V148L136 147ZM96 146H98V145H96ZM4 147H6V146H4ZM98 147L101 148V146H98ZM131 147H133V144L131 145ZM246 148L249 150V163H250V166L249 165L246 166L247 164H245L243 162V160H245L247 158V155H244V156H242V158H239L238 163L234 164V165H236V167H233V169H232L231 168V164L232 163L229 161V159H230L229 155L232 154V153L239 154L241 151L243 152ZM214 150H215V152H214ZM115 151H117V150H115ZM153 152L154 151H152V154H154ZM242 152H241V154H242ZM225 154H227V155H225ZM235 156H238V155H235ZM227 157H228V159H227ZM56 163H54L51 167H49L48 165H43L42 167H47L46 169L40 167L38 164H33V163H28V162H16V163L14 162V163H8V164L7 163L6 164L5 163H1L0 164V174H2V175H0L1 176L0 177V181L3 182V183H7L3 187L4 188H8L10 186L8 188V190L11 191L13 189L14 190L13 192L16 191V193L18 194V195H16L17 197H16L15 203L14 202H10V203L6 204L7 206L5 205L6 207L5 206L3 207V211L2 210L0 211V213H3L2 215H0V223L3 224L4 227H7V229L11 232L10 235H9V238L7 237V240H4L5 241L4 249H5V251L7 250L6 251V260H7V262L10 261V262H12V264L13 263H17V262H19L21 264H27V263L28 264H32L33 262H34L33 264H39L40 261L43 258L41 253H43L46 250H49V244H47L46 241H48L51 238L50 235H53V236L56 237V235L59 233V231H61V233L67 237L66 240H69V238L71 237L69 235H70L71 231L74 230V227L76 225H77L76 227L78 228L77 229L78 230V234H80V235H83L84 229L86 227H87L86 229H88V230H90V229L97 230V234H96V237L94 239V241H95L94 244L95 245L93 246V249L101 241H103V243L108 241V239L106 241L103 240V239L104 238L105 239L108 238L107 236L109 235V233H108L109 232V228H115V225L121 227V225H122V227H124L125 230H127V236L128 237L126 239L130 238L129 240H131V242L133 243V244L131 243L130 246L133 247V251L134 252L126 251V250L123 251L122 250L123 252H125L127 254V257H128L123 262L121 260V254H119V252H118L116 264H121V262H122V264H145V263L146 264H155L154 262H156V264H157V261H155L157 259H158V264H180V263L181 264H213V263L217 264V262L219 261V259L216 258V256L214 254H211L213 252L208 250V249H210L209 248L210 245L208 244V242H207L205 237H201V241L202 242L200 241V239L198 241V238L194 239V236L196 235V232H197V230H198V228L200 226L199 224H198L199 226L196 225L198 223V221H196L194 217H190L189 215H188V218H186L185 221H184L185 224L181 223L182 220L180 222L177 219H175L173 216L176 215V207L174 205H170V204L167 205V203H166V205L163 204V202L166 200V196H165V194L162 191L160 192V188L159 187H157L155 185H151L149 183H148L149 186H147L146 182L144 184H142L139 181H130L129 183L132 184L131 187H133V189H135L134 190V191H136V193H135L132 189L124 188V187H127L126 186V180H124L122 178H120V180H119L115 176L104 174V176L106 177V180L105 181L101 180L103 182L102 183L103 186H100L98 188L99 191H104L105 193L106 192H111L112 193V191L110 190L111 188H109V187H112L119 194H121L122 196L126 197L127 201L124 202L121 198L118 199L117 202L114 201L113 199L112 200L110 199L108 201V202H111L109 208H105V210H103V211L101 210V212H99V213L98 212H94L93 213L94 210H90V206H91V204L93 202L91 200V198H90L88 200V202H86L87 206L85 205L83 210H82V208L81 209L79 207L77 208V206H75L76 209H74V207L72 205V200L69 199V197L70 196L73 197L74 194L71 193V190L64 189L65 187H67V185H69V183L65 184L64 182H62L60 176H58V174L61 175L64 171H66L67 168L64 167L63 163H57V164ZM222 163H224V164H222ZM58 164H60V165H58ZM87 166L89 167V170L86 172L88 174L84 173L83 175H81L80 173L77 172V174L75 176L85 179L84 177L86 175H90L91 176V175H94V173H99L100 172L99 166H94V165L93 166L87 165ZM226 166H228V167H226ZM244 166H246L245 169H244ZM246 168H248V169L246 170ZM192 169H195V171L199 169L197 171V173H196V177H195L196 181H193V182L188 177V175H191L189 170H192ZM24 170H26V171H24ZM19 172H21V173H19ZM198 173H200V174H198ZM244 174H245V177L242 178V176ZM22 175H25V176H22ZM113 175H115V174H113ZM111 177L114 178V179H112ZM42 178L44 180H47L49 185L43 184L41 182ZM109 178H111V179H109ZM36 181H38V182H36ZM106 181H107V183H105ZM27 182H29V183H27ZM37 183H39V184H37ZM55 184H56V187L58 185V187H61L62 189H64V191L55 188L57 190L55 192V189H54V185ZM75 184H78V183L75 182ZM118 184H119V186H118ZM195 184H197V185H195ZM141 187L143 188V189H141L143 192L140 190ZM256 188H258L259 190H257ZM137 189H138L139 193H138ZM229 189H230V191H229ZM234 189L237 190V191L235 192ZM4 190L2 189L1 191H4ZM126 191H128L127 193H129V195H130V192H131V195L129 196L128 194H126ZM60 192H63V193H60ZM58 193H59V195H57L58 198L62 197V196H63L62 198H64L63 200L59 199L58 201H56L57 202V204H56L57 207H55V205L53 204L54 205V210L56 211L55 213H57V223H58L57 227L59 228V230H57V231H48L46 233L50 234L49 236H47V234H44V235L41 236V234L37 233L38 228H40L44 223H45V225L49 224V222H47L48 220L44 219L45 216L41 217V215L46 214L45 213L46 212V206L45 205L47 204V202L45 201L47 199L46 197L48 196V198H49L48 200L51 203H54L53 199L51 201V197L52 198L56 197L55 194H58ZM64 193H65V195H64ZM140 193H142V194H140ZM150 193H151V195H150ZM66 194H67V196H66ZM45 195H47V196L44 197ZM132 196L133 197L134 196L139 197V199L138 198H134L133 199ZM156 196H158L159 199ZM211 196H212V198H211ZM1 197H2V195H1ZM140 197L144 201L141 200ZM155 197L157 198V200H156ZM41 198H42V201H41ZM135 199H138V200H135ZM217 199H218V201H217ZM158 200L159 201L162 200V201L159 202ZM226 200H228V199H226ZM17 201H19V202H17ZM32 201H33V203H31ZM60 201H62V202H60ZM127 202L129 204H131V202L135 203V206H137V209L134 208L133 206H132L133 209H131L130 205H128ZM143 202L145 204H147V205L143 204ZM152 203H154L153 206H152ZM15 204H16V206H15ZM10 205H12V206H10ZM150 205L152 207H150ZM163 205H164V207H163ZM168 206H170V207H168ZM153 207H156V210ZM139 208H140V212L138 211ZM167 208L168 209L171 208V209L167 210ZM86 210H87V213L85 212ZM119 210H121V211H119ZM149 210H150V212H153V213H154V211H155V213L159 212L160 215L164 214L163 217H166V218L168 217L170 220L171 219H173V220L175 219L177 222H179L180 224L183 225V228H184L183 232L180 233V234H176L177 231L175 233H169L168 232V235H167V232H161L160 229H159L157 232L155 231V233H154L152 231L153 229L156 228V227H154L155 226L154 225L155 224L154 221L153 220L149 221L152 224V227H154L152 229H149V227L146 226L144 224V222H143L144 219L148 218V215H144V212H146V211L149 212ZM171 210H173V211H171ZM114 211H116V212H114ZM10 213H12V214H10ZM24 213H26V214H24ZM263 213H264V209H263ZM5 214L8 215V216H6ZM100 214H101V216H100ZM172 214H174V215H172ZM165 215H167V216H165ZM217 215L218 214L216 213L215 216L217 217ZM82 216H83V218H82ZM144 216H146V218ZM88 217L90 218L89 220H88ZM191 218H192V220H190ZM62 219H64V220H62ZM107 219H109L110 221H114V223L113 222H111V223L106 222ZM16 220H17V222H16ZM22 221H24V222H31L32 221L31 222V227H34L33 236H35V234L40 236L37 239L40 242H37L35 237H34V239L31 238L32 242L33 243H37L36 247H38L37 250L34 251V253H33L31 258H29V257L26 258L27 256H23L22 254H18V252L21 251V248L23 246L27 245L26 244L27 241H28L27 243L30 244V245H27V246H29L28 249H30V247L33 246V245H31L33 243H30L31 241L29 240L30 236L28 237V232L25 231V227H23V225H22V224H24V222H22ZM99 221L102 223V225H103L102 227L100 226L101 224H100ZM4 223H6V225L7 224L8 225L6 226ZM11 223H13V224H11ZM97 223H98V225H97ZM16 224L17 225L19 224V225L17 226ZM36 224H37L38 227L36 226ZM94 224L96 225L95 227L92 226ZM90 225L93 228H91ZM123 225H125V226H123ZM20 226H22V227H20ZM82 226H84V228H82ZM130 226H131V228H129V229L126 228V227H130ZM189 226H191L192 228L189 227ZM206 226H208V225H206ZM15 228H16V231H15ZM99 228H101V229H99ZM135 230L139 231V233L143 232V233H146V234L142 236L141 234L135 232ZM18 231H20V233ZM67 233H68V236H67ZM102 233L104 235H102ZM138 234H139V244H135L134 241L137 240V239L133 238V237L135 235H138ZM11 235L13 236V238H12ZM76 235H77V233H76ZM25 236H27V237H25ZM23 238H25V239H23ZM140 238L141 239H145L146 243L148 242L149 244L148 243L146 244L144 242H140L141 241ZM79 239H82L83 241L85 240V239H83L81 237H78V238L75 239V243H74L75 247L72 244V247H73L72 251L73 252L74 251H78V252L80 251L79 254L77 255L78 264H87V263L91 264V263L95 262L96 259L93 257L94 255H91V253L89 252L90 248H89V245L86 244V240H85V243H84L85 245L84 244L81 245L80 243H78ZM189 239H190V241H189ZM21 240H27V241H21ZM42 240H43V242H42ZM129 240L126 241V244H129ZM41 242H42V244H41ZM89 242H90V244L93 245V240L91 238H90ZM112 243H114L116 246H119V242L118 241L117 242H113L112 241ZM63 244H64V242H60L61 247H62ZM207 244H208V246H207ZM125 247L126 246H123V248H125ZM139 247H140V249H139ZM103 248L106 250L107 246H103ZM138 249H139V251H138ZM239 250L243 251V252L246 251V250H242V249H239ZM135 252L138 253V257L136 256ZM142 252H143L144 255L142 254ZM167 252L169 253L170 258L168 256ZM173 257H174V259H172ZM183 258H187L186 259L187 263L179 261V259L183 261ZM221 258H222V263L221 264H224V263L228 264V259L229 258L226 257V255L222 256ZM225 260H226V262H225ZM97 264H99V263H97Z\"/></svg>",
  "mask_w": 264,
  "mask_h": 264
}]
</instances>
